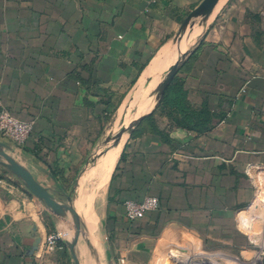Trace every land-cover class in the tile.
Here are the masks:
<instances>
[{
  "label": "crops",
  "instance_id": "1",
  "mask_svg": "<svg viewBox=\"0 0 264 264\" xmlns=\"http://www.w3.org/2000/svg\"><path fill=\"white\" fill-rule=\"evenodd\" d=\"M202 1L0 0V108L35 124L25 145L2 142L59 201L71 197L80 264H152L160 249L154 263L171 264L198 251L167 247L177 237H258L230 219L247 229L249 210L264 204L238 214L254 197L251 172L264 167V0H222L175 43ZM174 64L213 128L184 130L160 104L104 149L152 112ZM149 196L159 208L129 221L124 203ZM73 227L0 164V264H76ZM52 234L62 246L47 252Z\"/></svg>",
  "mask_w": 264,
  "mask_h": 264
},
{
  "label": "rangeland",
  "instance_id": "2",
  "mask_svg": "<svg viewBox=\"0 0 264 264\" xmlns=\"http://www.w3.org/2000/svg\"><path fill=\"white\" fill-rule=\"evenodd\" d=\"M197 20L195 24L198 22ZM197 25V24H196ZM191 31V28L187 33ZM123 128V127H122ZM121 130V129H120ZM112 145V142L103 145L104 149L107 146ZM0 164L2 161L0 160ZM264 167H258L253 169L251 172L254 197L247 203V205L238 211V214L244 210H249L251 203H264L263 200L258 201V196L262 188L264 187V181H261L260 175L264 172L262 169ZM264 180V174L262 175ZM252 213L247 215V221L252 224L247 229L242 226L241 223H235L234 219L231 218L232 226L237 229H243V232L247 231L254 237L258 236L254 243L246 241L241 237L237 236H224L219 230L211 236H189V239H179L171 240L167 247L172 246L175 249L181 250L186 244L192 247L197 252H184L175 257L171 261V264H264V204H261L257 209L249 210ZM237 215V214H236ZM240 229V230H241ZM165 240V239H164ZM166 242V241H165ZM182 242V243H181ZM165 246V244H164ZM186 247V246H185ZM162 250L160 249L158 253L152 257L151 263L155 264L154 261L161 256Z\"/></svg>",
  "mask_w": 264,
  "mask_h": 264
},
{
  "label": "water",
  "instance_id": "3",
  "mask_svg": "<svg viewBox=\"0 0 264 264\" xmlns=\"http://www.w3.org/2000/svg\"><path fill=\"white\" fill-rule=\"evenodd\" d=\"M222 0H203L185 19L183 24L181 25L179 32L175 37V43L181 41V39L187 34L190 28H193L195 22L200 18H209L218 8L219 4ZM181 66V65H180ZM180 66L172 65L168 71L165 73L162 82L159 85L158 93L156 96V105L152 112L139 117L138 119L133 120L128 126H123V128L117 133L112 141V145H109L107 150L111 148L118 147L126 135L130 137L136 126L145 118L151 116L158 106L161 104L163 97L165 96L167 90L170 85L178 75ZM137 113V109L134 110L131 115H135ZM8 149L10 146L2 141H0V160L4 167L9 169L15 176L21 179L26 185L28 191L43 201L53 212L58 216L69 215L73 221V238L72 241L68 244V248L73 255L76 264L79 263V259L76 254V247L80 240L81 236V223L79 220V216L75 209L70 206L71 197H68V203H64L59 201L47 188H45L42 184H40L34 175L21 163H19L11 154L8 153ZM40 240L37 241V245L34 247V251L39 248ZM33 253V252H32Z\"/></svg>",
  "mask_w": 264,
  "mask_h": 264
},
{
  "label": "built area",
  "instance_id": "4",
  "mask_svg": "<svg viewBox=\"0 0 264 264\" xmlns=\"http://www.w3.org/2000/svg\"><path fill=\"white\" fill-rule=\"evenodd\" d=\"M34 130V122L21 120L0 108V141L25 145L33 137ZM124 208L127 219L134 222L156 211L159 208V199L149 196L143 202L128 200L124 203ZM62 240L61 234L50 235L44 245L45 251L50 252L61 248Z\"/></svg>",
  "mask_w": 264,
  "mask_h": 264
},
{
  "label": "trees",
  "instance_id": "5",
  "mask_svg": "<svg viewBox=\"0 0 264 264\" xmlns=\"http://www.w3.org/2000/svg\"><path fill=\"white\" fill-rule=\"evenodd\" d=\"M161 109L178 127L191 133L200 135L213 128V113L207 105L201 109L192 105L179 77L174 79L163 97Z\"/></svg>",
  "mask_w": 264,
  "mask_h": 264
}]
</instances>
